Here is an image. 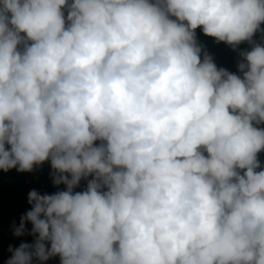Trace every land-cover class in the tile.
Masks as SVG:
<instances>
[{
	"label": "clouds",
	"instance_id": "1",
	"mask_svg": "<svg viewBox=\"0 0 264 264\" xmlns=\"http://www.w3.org/2000/svg\"><path fill=\"white\" fill-rule=\"evenodd\" d=\"M262 125L264 0H0V170L65 185L6 264H264Z\"/></svg>",
	"mask_w": 264,
	"mask_h": 264
},
{
	"label": "trees",
	"instance_id": "2",
	"mask_svg": "<svg viewBox=\"0 0 264 264\" xmlns=\"http://www.w3.org/2000/svg\"><path fill=\"white\" fill-rule=\"evenodd\" d=\"M196 33L198 40L213 57L217 67H223L232 73L238 74L237 62L240 59L239 50H250V46L247 43L241 44L238 50L234 51L229 45L224 43L217 44L213 38L204 36L201 29H197ZM254 39L259 42L260 35L257 34ZM261 127H264V125ZM259 159L262 165H264V152L259 154ZM51 171L50 163L45 162L39 168H35L32 174L37 175L41 179H47L51 178ZM31 177L17 173L14 169L8 172L0 170V264H6L10 258L12 253L9 251V246L15 248L21 243L31 244L36 238L28 234L32 229L30 222H26L25 224V235L19 237L14 235L15 228L20 225L21 217L31 210V205L28 203L29 192L36 190L43 195L59 191L43 187L40 185L39 180H33ZM86 186L87 181L82 180L80 186L75 191H83ZM47 246L50 247V244Z\"/></svg>",
	"mask_w": 264,
	"mask_h": 264
},
{
	"label": "built area",
	"instance_id": "3",
	"mask_svg": "<svg viewBox=\"0 0 264 264\" xmlns=\"http://www.w3.org/2000/svg\"><path fill=\"white\" fill-rule=\"evenodd\" d=\"M14 170H15V172H17L16 169H14ZM17 173H21V172H17ZM21 174L32 176L31 178L33 180H39L40 185L43 187L51 188V189L59 190V191L65 190V185H63V184H61L59 186H55L52 182V178L41 179L37 175H33L32 172L31 173L25 172V173H21ZM33 264H40V262L35 261ZM43 264H60V258L58 256L52 257L48 261L43 262Z\"/></svg>",
	"mask_w": 264,
	"mask_h": 264
}]
</instances>
